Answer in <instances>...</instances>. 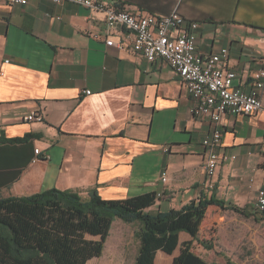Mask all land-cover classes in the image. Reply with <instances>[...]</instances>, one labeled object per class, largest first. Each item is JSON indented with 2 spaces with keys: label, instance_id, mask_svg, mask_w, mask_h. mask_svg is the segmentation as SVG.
Segmentation results:
<instances>
[{
  "label": "crops",
  "instance_id": "obj_1",
  "mask_svg": "<svg viewBox=\"0 0 264 264\" xmlns=\"http://www.w3.org/2000/svg\"><path fill=\"white\" fill-rule=\"evenodd\" d=\"M110 1L157 15L176 10L197 22L199 54L228 48L233 85L250 88L264 58V0ZM104 21L102 12L71 3L0 0V197L52 188L103 199L155 192L151 214L214 197L242 213L209 205L199 237L209 236L205 227L224 233L230 213L248 216L263 185L264 88L260 112L223 117L218 153L225 159L208 177L202 139L210 120L192 115L194 100L164 60L136 54L119 28L122 48L107 46ZM191 238L179 233L180 242ZM178 253L157 251L155 259L172 264Z\"/></svg>",
  "mask_w": 264,
  "mask_h": 264
},
{
  "label": "trees",
  "instance_id": "obj_2",
  "mask_svg": "<svg viewBox=\"0 0 264 264\" xmlns=\"http://www.w3.org/2000/svg\"><path fill=\"white\" fill-rule=\"evenodd\" d=\"M156 199L155 192L124 199H103L92 192L83 198L76 191L57 188L0 197V264H86L102 255L116 219L138 222L134 264H155L157 251L171 255L177 248L172 264H217L194 251L196 243L213 249L209 240L199 238L206 209L209 205L239 213L242 209L201 196L179 209L151 214L146 210ZM180 232L192 238L180 242ZM157 258L165 263L163 257Z\"/></svg>",
  "mask_w": 264,
  "mask_h": 264
},
{
  "label": "built area",
  "instance_id": "obj_3",
  "mask_svg": "<svg viewBox=\"0 0 264 264\" xmlns=\"http://www.w3.org/2000/svg\"><path fill=\"white\" fill-rule=\"evenodd\" d=\"M10 4H27V0H7ZM54 4L71 3L104 14V41L107 46L122 48L121 38L115 39L113 31L119 28L122 35L132 38V50L149 62L161 59L180 78L186 93L194 100L192 115L208 118L210 131L203 137L205 149L203 170L208 177L215 175L225 156L218 153L222 142V119L249 115L263 109L261 90L264 88V58L258 71L245 90L233 85L236 72L225 65L228 48L202 56L197 51L199 24L184 18L176 10L157 15L142 10H128L110 0H51ZM87 94L89 90L85 91ZM27 120L41 121L40 115H28ZM38 154L39 149L35 148ZM161 179L166 181V173ZM161 194H156L160 196ZM254 208L264 213V177L258 190Z\"/></svg>",
  "mask_w": 264,
  "mask_h": 264
},
{
  "label": "rangeland",
  "instance_id": "obj_4",
  "mask_svg": "<svg viewBox=\"0 0 264 264\" xmlns=\"http://www.w3.org/2000/svg\"><path fill=\"white\" fill-rule=\"evenodd\" d=\"M226 222L224 233L213 236L205 227L203 236H209L199 237L209 240L213 249L207 250L196 243L194 251L217 264H264V213L250 208L248 216L230 213ZM138 227V222L115 221L102 255L86 264H134L139 246L134 232ZM154 263L160 264V260L157 258Z\"/></svg>",
  "mask_w": 264,
  "mask_h": 264
}]
</instances>
